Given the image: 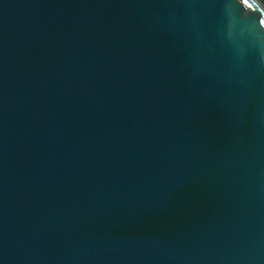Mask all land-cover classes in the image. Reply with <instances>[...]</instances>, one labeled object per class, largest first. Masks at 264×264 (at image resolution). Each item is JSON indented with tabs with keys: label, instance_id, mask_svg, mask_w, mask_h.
Here are the masks:
<instances>
[{
	"label": "water",
	"instance_id": "water-1",
	"mask_svg": "<svg viewBox=\"0 0 264 264\" xmlns=\"http://www.w3.org/2000/svg\"><path fill=\"white\" fill-rule=\"evenodd\" d=\"M0 264H264V3L0 0Z\"/></svg>",
	"mask_w": 264,
	"mask_h": 264
},
{
	"label": "trees",
	"instance_id": "trees-1",
	"mask_svg": "<svg viewBox=\"0 0 264 264\" xmlns=\"http://www.w3.org/2000/svg\"><path fill=\"white\" fill-rule=\"evenodd\" d=\"M264 3V0H261Z\"/></svg>",
	"mask_w": 264,
	"mask_h": 264
}]
</instances>
